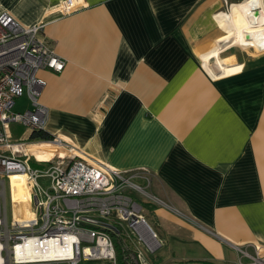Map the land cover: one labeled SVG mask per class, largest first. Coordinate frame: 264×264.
<instances>
[{"label":"crops","instance_id":"1","mask_svg":"<svg viewBox=\"0 0 264 264\" xmlns=\"http://www.w3.org/2000/svg\"><path fill=\"white\" fill-rule=\"evenodd\" d=\"M60 1L0 0V14L46 21L44 39L65 60L39 71L46 130L87 159L151 172L167 206L145 203L163 242L148 264H237L241 249L264 246V51H249L264 49V12L233 29V0H83L71 13ZM10 132L31 135L20 123ZM11 185L15 205L26 188Z\"/></svg>","mask_w":264,"mask_h":264},{"label":"built area","instance_id":"2","mask_svg":"<svg viewBox=\"0 0 264 264\" xmlns=\"http://www.w3.org/2000/svg\"><path fill=\"white\" fill-rule=\"evenodd\" d=\"M82 3L62 0L56 8L71 13ZM46 24L40 20L25 25L6 11L0 14V264H86L94 260L117 264L112 229L106 224L124 225L129 237L142 246L136 251L141 259L144 252L154 253L161 246L144 215L145 203H167L152 192V174L147 169L121 170L105 161L87 159L70 136L46 130L48 109L40 101L46 81L39 71L60 72L65 66V60L44 39ZM23 95L30 107L16 111V99ZM13 123L31 133L48 132L50 138L13 139ZM30 145L59 151L39 157ZM32 160L47 166L33 167ZM13 173L24 174L29 188V212L23 217H16L10 183ZM252 245L253 253L244 249L241 253L251 264H264V246Z\"/></svg>","mask_w":264,"mask_h":264},{"label":"rangeland","instance_id":"3","mask_svg":"<svg viewBox=\"0 0 264 264\" xmlns=\"http://www.w3.org/2000/svg\"><path fill=\"white\" fill-rule=\"evenodd\" d=\"M241 1H243V0H233L232 1V2L236 3V4H233L231 6L230 16H231L232 19H236V17H239V19L247 21V16L245 15V12L247 10L254 11L258 7H259V9L262 8L261 6L252 4L248 0L249 4L252 6V9H248L246 7V5H244L242 3H239V4L237 3V2H241ZM260 19L262 21H264V14H262L260 16ZM235 22L239 23L238 21H235ZM249 49H250L249 51L252 52V53H260V52L264 51V49L260 50V49L254 48V47L249 48ZM24 103H25V98L23 97V98L19 99V101L17 100L16 107H20ZM24 108L26 109V106L23 107V110H24ZM23 130H24L23 126H20L19 124L13 125V132L16 135H22L23 134ZM39 147L41 148L42 151H39V150L34 151V153L37 154L39 157L47 158V157L51 156V154H52L51 151L52 152L54 151V147L50 148V147L45 146V145H42V146H39ZM30 164L33 167H39V168H45L47 166L46 163H37L34 160L30 161ZM40 180H41L42 183H45V184L48 183L46 179H40ZM22 182H23V180L21 178H19V179L13 180L10 183L13 184V185H15V184H21L22 185ZM11 190H12V185H11ZM138 197L147 199L143 195H139ZM18 202H23V200L22 201H18ZM18 202L15 201V205ZM24 205H25V202H24ZM144 207H145L144 208V215L147 218V220L150 223V225L152 226V228L154 229V231L156 232V234H157V236H158V238H159V240L161 242V246L155 251L157 253L161 249L163 242H162V238H161V235H160V232H159V228L157 227L156 223L154 222L153 206L149 205V204H146ZM7 212H8V218H10V199L9 198H7ZM135 244L138 247H140V248L142 247L140 244H137V243H135ZM147 254L148 253H146L145 257L143 256V258H141L142 264H148L149 260L151 261L152 257H148L149 255H147ZM243 257H244V255L242 254V256L240 257V260L237 262V264H251V261L248 262V263H245L244 260L242 259ZM86 264H109V263L107 261H103V260H94V261H88V262H86Z\"/></svg>","mask_w":264,"mask_h":264},{"label":"trees","instance_id":"4","mask_svg":"<svg viewBox=\"0 0 264 264\" xmlns=\"http://www.w3.org/2000/svg\"><path fill=\"white\" fill-rule=\"evenodd\" d=\"M30 138L33 140L48 139L50 135L45 131H34L31 133ZM55 151H59L57 147H55ZM116 228L117 231L111 230V236L114 242L117 264H140L135 250V242L123 227L116 225Z\"/></svg>","mask_w":264,"mask_h":264},{"label":"bare ground","instance_id":"5","mask_svg":"<svg viewBox=\"0 0 264 264\" xmlns=\"http://www.w3.org/2000/svg\"><path fill=\"white\" fill-rule=\"evenodd\" d=\"M252 4L254 5H258V6H261V3L262 1L261 0H249ZM252 9V8H250ZM258 8H256L254 11L258 10ZM235 10V9H234ZM254 11H251V10H247L246 13L247 14H251L252 12ZM260 11L261 12H264V9L260 8ZM245 13V14H246ZM225 22L228 26L232 27L233 29L236 28V25L239 24L237 22H235L231 16H230V12H227L226 15H225ZM246 24V23H245ZM257 24V23H255ZM38 145H30L29 149L31 151L35 150L37 148ZM21 178L23 180V184L25 185V188H26V192L24 194V202H25V205H24V202H18L16 205H14L16 207V210L18 213H16V217H23V216H26L29 212V202H28V198H29V188H28V185L26 184V179H25V175L22 174V173H13L11 174L10 176V182H12L13 180L15 179H19ZM18 188V187H17ZM71 242L70 239H68V242L67 244L69 245ZM59 246V245H58ZM70 246V245H69ZM58 249H62V248H59ZM70 252V250H69Z\"/></svg>","mask_w":264,"mask_h":264},{"label":"water","instance_id":"6","mask_svg":"<svg viewBox=\"0 0 264 264\" xmlns=\"http://www.w3.org/2000/svg\"><path fill=\"white\" fill-rule=\"evenodd\" d=\"M257 13H258V12L255 11V14H257ZM106 226H108L109 228H111V229L114 230V231H117V228H116L115 226L111 225V224H106Z\"/></svg>","mask_w":264,"mask_h":264}]
</instances>
